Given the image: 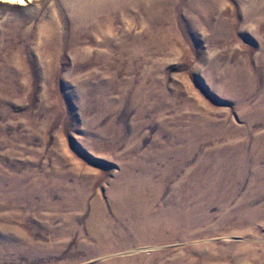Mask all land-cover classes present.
Returning <instances> with one entry per match:
<instances>
[{"label": "rangeland", "instance_id": "374dc122", "mask_svg": "<svg viewBox=\"0 0 264 264\" xmlns=\"http://www.w3.org/2000/svg\"><path fill=\"white\" fill-rule=\"evenodd\" d=\"M90 3L0 0V264H264V0Z\"/></svg>", "mask_w": 264, "mask_h": 264}, {"label": "bare ground", "instance_id": "6f19581e", "mask_svg": "<svg viewBox=\"0 0 264 264\" xmlns=\"http://www.w3.org/2000/svg\"><path fill=\"white\" fill-rule=\"evenodd\" d=\"M13 1L20 2V0ZM100 1L101 0H91L90 4L97 3ZM23 2H25V0H23ZM136 184L137 183L132 184L131 181H123L116 187L117 198L114 204V212L116 215H119L121 212L125 213L126 216L130 217L131 219H134L135 226L137 228L139 227L138 229L140 230H143L144 228L155 227L156 224L160 226L165 224L167 221L175 222L177 219L182 217V214L179 213L175 217V214L172 215L171 213L160 212L159 210L155 211L153 209V204H151L152 202L149 201V199L147 198L149 195L148 191L150 190V187L145 184ZM103 214V208L98 207L93 215H98L99 217H102ZM144 236L145 238L141 239L145 240L148 238L146 240L148 242L160 240L158 235L146 234ZM133 243L137 244L138 242L126 240L120 243V241L118 240L112 243H105V245L102 246L101 250L103 253L110 252L112 250L114 251L116 247H119V245L130 247L134 245Z\"/></svg>", "mask_w": 264, "mask_h": 264}, {"label": "snow or ice", "instance_id": "6c2138e0", "mask_svg": "<svg viewBox=\"0 0 264 264\" xmlns=\"http://www.w3.org/2000/svg\"><path fill=\"white\" fill-rule=\"evenodd\" d=\"M20 2L22 3V2H23V0H20Z\"/></svg>", "mask_w": 264, "mask_h": 264}]
</instances>
